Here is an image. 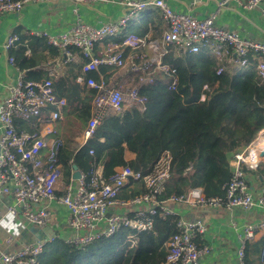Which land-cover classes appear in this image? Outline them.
<instances>
[{"label": "built area", "instance_id": "2783aa9c", "mask_svg": "<svg viewBox=\"0 0 264 264\" xmlns=\"http://www.w3.org/2000/svg\"><path fill=\"white\" fill-rule=\"evenodd\" d=\"M204 0H191L195 6ZM224 0L220 5H224ZM244 9H259L264 21V0H233ZM67 2L75 14L74 23L62 33L36 31L31 35L45 39L46 43L61 53L47 77L29 80L19 69L13 57H9L18 76L9 87L5 99L0 103V203L9 198L11 203L0 209V224L3 217L21 216L35 228L43 229L52 223V212L48 205L52 202L64 207L68 216L66 227L68 236L55 232L52 236L29 242L18 250L0 249V264H39V257L47 243L61 239L63 243L82 248L101 237H111L123 230L148 232L153 227V217L177 216L174 206L183 204L191 208H202L211 212L220 208L250 211L258 209L264 213V195H256L246 180L242 170L257 171L245 159L252 153L256 139L264 134L259 131L254 140L230 161L233 172L222 186L221 197H207L200 187L188 189L181 195H172L161 200L165 185L171 176L172 157L164 151L147 173L136 172L128 166L117 167L105 177L103 167L93 164L88 174L78 170L79 178L69 182L62 180V169L58 153L63 140L57 135L53 124L61 119V110L66 105L65 98H57L53 91V80L58 70L69 63L79 65L75 76L78 86L94 91L90 115L82 131L86 142L93 137L100 123L125 109H146V97L140 95V88L152 82L155 73L169 76V89L177 86L175 69L163 63L167 55L180 58L205 50L218 62L216 75L250 65V58L257 60L256 77L264 84V43L246 38L237 31L218 27L215 20L219 10L211 11L204 18H195L190 13L173 10L165 0H0V16L3 13H16L30 4ZM116 4L125 13L112 21L99 26L83 23L78 15L80 6ZM156 9L164 24L159 40H145L135 33H129L120 41V36L133 17L147 10ZM25 44V39L9 36L3 49L9 52L16 43ZM104 43L103 52L95 54V46ZM131 51L133 57L124 55ZM144 49L145 52L140 50ZM107 67L111 73L121 72L130 82L117 81L99 73L100 67ZM98 73L96 80L91 74ZM113 74V73H112ZM206 89V87H204ZM204 96L201 97V100ZM51 107L49 116L43 118L46 108ZM16 121L28 125L38 124L41 130L31 132L17 130ZM91 155L92 151L89 152ZM190 170V167L187 169ZM74 173V171H73ZM63 181V182H61ZM143 185L144 191L127 200H119L120 191L129 183ZM60 190V193L57 191ZM136 207L133 214L111 213L114 206ZM261 223H246L237 234L238 248L235 251L236 264H252L246 255L247 246L254 241L261 230ZM205 225L199 219L178 218L173 234L167 244V254L159 264H198L209 253V247L199 245L197 237L203 235ZM134 235H128L125 243L134 245ZM11 237L3 244H10ZM264 264V245L260 262Z\"/></svg>", "mask_w": 264, "mask_h": 264}, {"label": "trees", "instance_id": "16d2710c", "mask_svg": "<svg viewBox=\"0 0 264 264\" xmlns=\"http://www.w3.org/2000/svg\"><path fill=\"white\" fill-rule=\"evenodd\" d=\"M137 34L144 36V32ZM25 44L14 54L20 70L32 71L36 50L58 51L45 39L32 35ZM27 49L32 54L28 58L24 56ZM252 62L249 74L216 75V61L205 50L180 58L169 54L163 63L175 69V89H169L171 79L168 75L155 73L152 82L139 91L146 97L145 111L125 109L122 114L103 120L93 137L81 146L76 137L89 118L94 91L75 83L79 65H65V72L53 83V91L57 98H65L62 110L67 119L80 122V129L63 136L58 160L64 181L69 182L73 166L88 174L93 164L103 167L105 177L121 166L144 174L150 171L161 153L167 151L172 157L171 176L159 199L184 194L194 187H200L207 197H221L222 186L233 172L230 161L264 129V84L256 77L257 60ZM106 68L100 67L99 73L105 74ZM41 76L27 79L41 80ZM91 76L99 79L98 73ZM126 152L133 158L127 159ZM242 170L247 172L244 167ZM259 173L264 179V166ZM132 184L139 186L129 193L123 190L121 198L144 191L141 184ZM177 220L178 216L162 218L157 214L153 217L151 231L123 230L108 238H98L82 248L55 239L45 245L39 264H159L167 254L166 244L175 234ZM128 235H134L132 247L125 243ZM260 246L261 241L251 245V254H256Z\"/></svg>", "mask_w": 264, "mask_h": 264}, {"label": "crops", "instance_id": "0c3cea01", "mask_svg": "<svg viewBox=\"0 0 264 264\" xmlns=\"http://www.w3.org/2000/svg\"><path fill=\"white\" fill-rule=\"evenodd\" d=\"M167 4L175 11L181 13H190L195 18H204L211 11L218 9L219 13L215 20V24L226 30L237 31L241 36L251 38L255 41L264 43V21L259 15V9L253 10L244 9L242 5L236 1H227L224 5H220L224 0H204L195 6L191 5V0H165ZM244 2L245 0H240ZM72 5L67 2L58 3H41V4H30L23 7L22 10L16 13H3L0 16V103L5 99L9 87L13 85L18 72L16 68L10 64L9 57H14L16 51L22 46L19 42L9 52H5L3 45L6 39L15 35L19 39H25V45H27V39L33 32L46 31L49 33L57 34L62 33L69 29V27L75 21V14L72 11ZM145 14L138 20L132 19L129 25L124 28L120 36L114 41H120L124 36L129 33L144 32V36L141 37L145 40H159L164 30V24L161 17L156 9L148 7L147 10L143 11ZM125 13V9L116 4H101L95 6H80L78 9V15L83 23L99 26L108 21H112L116 18L121 17ZM151 13H154L152 15ZM105 44L101 43L95 46V54L103 52ZM142 53L144 49L140 50ZM124 55L127 57H133L131 51L126 49ZM25 57H30L32 54L29 49L24 52ZM60 51L52 53L50 50H36L33 53L34 66L32 71L29 69L22 70L27 78L38 77L40 74L41 79H44V73L47 74V70L53 66V63L60 59ZM214 58V57H213ZM215 59V58H214ZM253 58H250V65H253ZM216 61V59H215ZM216 64L218 62L216 61ZM169 66V65H168ZM65 67V66H64ZM62 67L58 70V75L53 80V83L58 79L64 72L65 68ZM217 67V66H216ZM247 67V69H248ZM36 69H41V73L33 72ZM107 69V68H106ZM246 69V68H244ZM241 69L229 71L227 73L238 72ZM105 77L114 78L108 69ZM122 76V75H121ZM117 79V78H116ZM121 79V77H120ZM33 80V79H30ZM130 82V79H128ZM91 108V106H90ZM52 111L51 107L45 109L43 118H47ZM64 119V123L61 121ZM69 119L65 116V112L61 110V119L53 124V127L57 130V135L63 140L65 132L69 131ZM17 130L31 132L33 130H41V126L38 124L28 125L21 121H16ZM64 129V131H63ZM71 134V133H70ZM1 135V131H0ZM76 142L81 146L85 143L81 135L76 137ZM127 159L133 158L130 152H126ZM264 164V163H263ZM263 166V165H262ZM257 171L246 170V180L253 189L256 195H264V179ZM71 171V175L73 174ZM62 180L64 178L62 176ZM61 181V182H63ZM65 182V181H64ZM140 184V183H138ZM137 184V185H138ZM142 185V184H141ZM139 186V185H138ZM138 186H133L131 183L127 184L119 193V200H127L121 198L123 190L126 189L127 193L131 190H136ZM143 187V185H142ZM60 193V190L57 191ZM131 198V197H130ZM11 200L5 198L0 203V209L10 204ZM48 208L52 212V229L56 230L61 236H68L71 231L66 227V219L68 216L67 210L52 202L48 205ZM178 218L193 220L199 219L203 222L206 230L203 235L197 237L196 242L199 245H206L209 247V253L201 258L198 264H236L235 251L238 248L237 234L239 228L246 223H261L262 228L256 234L253 242H251L246 249V255L249 262L256 264L260 262L261 249L264 245V213L258 209L250 211H242L240 209L220 208L217 211L211 212L202 208H191L183 204H177L174 206ZM136 211V207L131 206H114L109 210L111 213H127L133 214ZM32 225L27 223L21 216L17 217H3L0 224V249L7 250H18L22 246L29 242H32ZM7 237L12 238L10 244H3L4 239ZM261 241L259 251L252 255L250 246Z\"/></svg>", "mask_w": 264, "mask_h": 264}, {"label": "rangeland", "instance_id": "374dc122", "mask_svg": "<svg viewBox=\"0 0 264 264\" xmlns=\"http://www.w3.org/2000/svg\"><path fill=\"white\" fill-rule=\"evenodd\" d=\"M144 12H139V13H137L134 17H133V19L134 20H138V19H140V18H142L143 16H144ZM152 15H154V13H151ZM113 73V75H114V77L115 78H117V81H121V82H123V83H125V82H127L128 81V77L127 76H121V72H119V71H113L112 72ZM111 73V74H112ZM250 73V69H241V70H239V74L242 76V75H246V74H249ZM120 77H121V79H120ZM71 122V126L69 127L70 129H69V131L68 132H65V134H74V133H77L78 131H79V129H80V122L78 121V120H74V119H69ZM72 121H73V123H72ZM61 123H64V119L61 121ZM63 131H64V129H63ZM64 134V135H65ZM81 135V134H80ZM263 166H264V164H263ZM262 166V167H263ZM54 230V229H53ZM56 230H54V232H55ZM57 234H58V232H57Z\"/></svg>", "mask_w": 264, "mask_h": 264}, {"label": "bare ground", "instance_id": "6f19581e", "mask_svg": "<svg viewBox=\"0 0 264 264\" xmlns=\"http://www.w3.org/2000/svg\"><path fill=\"white\" fill-rule=\"evenodd\" d=\"M245 162L254 168L264 163V134H261L255 141L252 153L245 159Z\"/></svg>", "mask_w": 264, "mask_h": 264}, {"label": "water", "instance_id": "95a60500", "mask_svg": "<svg viewBox=\"0 0 264 264\" xmlns=\"http://www.w3.org/2000/svg\"><path fill=\"white\" fill-rule=\"evenodd\" d=\"M73 170H74V173L72 175V178L78 179L79 178V172H78L76 166H73ZM31 231H32L31 233L33 235V240H32L33 242H35L37 240H41L42 238H45L46 235L52 236L55 233L51 226H47L43 229H38V228L32 227Z\"/></svg>", "mask_w": 264, "mask_h": 264}]
</instances>
